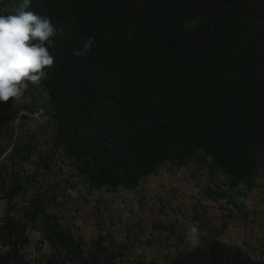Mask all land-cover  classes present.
I'll use <instances>...</instances> for the list:
<instances>
[{
    "label": "trees",
    "instance_id": "trees-1",
    "mask_svg": "<svg viewBox=\"0 0 264 264\" xmlns=\"http://www.w3.org/2000/svg\"><path fill=\"white\" fill-rule=\"evenodd\" d=\"M19 3L0 0V11L10 13ZM29 10L63 30L49 48L54 64L40 83L27 82L28 103L0 101V114L16 118L48 98L43 107L52 117L53 152L75 170L67 187L89 193L137 187L164 163L182 164L201 152L229 188L258 172L264 161V0H31ZM88 40L85 57L72 55ZM12 131L6 161L0 142V180L9 203L0 223L6 248L0 264H31L18 244L32 246L39 264H117L115 247L102 240L88 245L48 210L56 196L38 191L29 204L14 202L41 171L27 173L24 166L39 152L35 135ZM49 157L40 150L37 167L52 170ZM210 193L228 196L227 190ZM30 226L43 234L37 243ZM173 264L264 260L209 238Z\"/></svg>",
    "mask_w": 264,
    "mask_h": 264
},
{
    "label": "rangeland",
    "instance_id": "rangeland-1",
    "mask_svg": "<svg viewBox=\"0 0 264 264\" xmlns=\"http://www.w3.org/2000/svg\"><path fill=\"white\" fill-rule=\"evenodd\" d=\"M28 94L17 102L28 103ZM41 103L42 107L17 112L16 118L0 114V142L7 150L1 160L6 161L12 153L8 133L12 128L15 136L29 139L35 135L39 152L53 158L50 171L37 167L39 152L33 155L31 164L25 163L27 173L37 168L41 174L32 180L26 195L20 193L15 198L17 205L29 204L38 191L56 196L48 210L57 211L62 224L72 225L76 238L82 236L88 245L99 240L115 247L117 264H173L181 252L193 248L187 240L192 224H198L203 233L198 246L209 238H218L264 260V161L251 181L241 179L234 188L226 185L227 177L201 152L182 164L164 163L137 187L115 190L105 186L89 193L85 187H67L71 184L67 178L75 170L53 152L52 117L43 107L48 103L45 95ZM2 182L0 206L6 209L9 203L3 196ZM210 190H227L228 196L216 198ZM27 233L35 243L43 236L32 226Z\"/></svg>",
    "mask_w": 264,
    "mask_h": 264
},
{
    "label": "clouds",
    "instance_id": "clouds-1",
    "mask_svg": "<svg viewBox=\"0 0 264 264\" xmlns=\"http://www.w3.org/2000/svg\"><path fill=\"white\" fill-rule=\"evenodd\" d=\"M31 0H20L14 11H0V101L19 100L28 88L27 82L40 83L47 78V70L54 64L49 48L58 29L51 19L29 10ZM91 40L82 48H74L72 55L85 57ZM26 115V114H24ZM202 231L192 224L187 232L191 247L200 243Z\"/></svg>",
    "mask_w": 264,
    "mask_h": 264
},
{
    "label": "built area",
    "instance_id": "built-area-1",
    "mask_svg": "<svg viewBox=\"0 0 264 264\" xmlns=\"http://www.w3.org/2000/svg\"><path fill=\"white\" fill-rule=\"evenodd\" d=\"M14 241H15V237H14ZM18 247L20 249L21 256L23 257V260L25 262L31 264H39L41 256L34 252L32 246L30 245L21 246L20 244H18ZM4 249H6L5 245L4 243L1 242V238H0V251Z\"/></svg>",
    "mask_w": 264,
    "mask_h": 264
},
{
    "label": "crops",
    "instance_id": "crops-1",
    "mask_svg": "<svg viewBox=\"0 0 264 264\" xmlns=\"http://www.w3.org/2000/svg\"><path fill=\"white\" fill-rule=\"evenodd\" d=\"M5 213V208L0 206V223H2V218Z\"/></svg>",
    "mask_w": 264,
    "mask_h": 264
},
{
    "label": "water",
    "instance_id": "water-1",
    "mask_svg": "<svg viewBox=\"0 0 264 264\" xmlns=\"http://www.w3.org/2000/svg\"><path fill=\"white\" fill-rule=\"evenodd\" d=\"M25 118H26V115L23 116V119H25Z\"/></svg>",
    "mask_w": 264,
    "mask_h": 264
}]
</instances>
